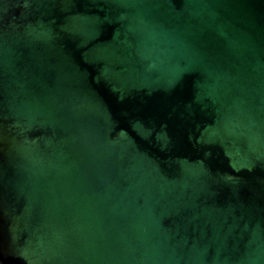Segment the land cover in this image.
I'll list each match as a JSON object with an SVG mask.
<instances>
[{
    "label": "water",
    "instance_id": "water-1",
    "mask_svg": "<svg viewBox=\"0 0 264 264\" xmlns=\"http://www.w3.org/2000/svg\"><path fill=\"white\" fill-rule=\"evenodd\" d=\"M0 264H264V0H0Z\"/></svg>",
    "mask_w": 264,
    "mask_h": 264
}]
</instances>
